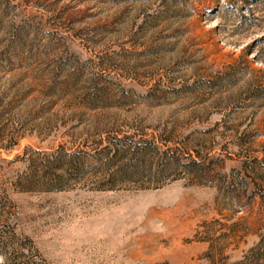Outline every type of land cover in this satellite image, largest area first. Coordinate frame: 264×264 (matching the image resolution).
Returning a JSON list of instances; mask_svg holds the SVG:
<instances>
[{"label":"rangeland","instance_id":"1","mask_svg":"<svg viewBox=\"0 0 264 264\" xmlns=\"http://www.w3.org/2000/svg\"><path fill=\"white\" fill-rule=\"evenodd\" d=\"M0 264H264V0H0Z\"/></svg>","mask_w":264,"mask_h":264}]
</instances>
